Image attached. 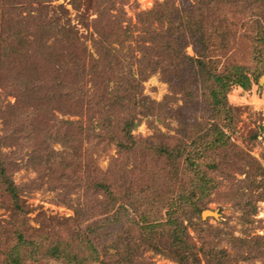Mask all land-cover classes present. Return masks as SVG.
<instances>
[{
    "label": "rangeland",
    "instance_id": "obj_1",
    "mask_svg": "<svg viewBox=\"0 0 264 264\" xmlns=\"http://www.w3.org/2000/svg\"><path fill=\"white\" fill-rule=\"evenodd\" d=\"M195 1L0 0V135L12 126L21 131L16 151L2 149L14 150L7 170L19 189L21 209L0 189V264H6L4 252L15 244L20 264H115V257L125 249L133 252L140 234L146 233L134 223L140 215L151 223L166 221V210L179 195L192 194L193 178L204 175L213 189L196 203L199 217L182 200L178 219L196 244L201 264L200 248L219 253L224 264H264V0H209L203 9ZM157 3L165 8L157 7L158 16L148 21L141 14ZM167 9L173 11V22L165 19ZM194 9L200 30L186 23ZM18 31L23 32L21 42L20 36L12 41ZM197 31L204 48L198 46ZM156 34L163 41L171 37L184 58L195 59L204 50L203 65L173 59L179 63H164L138 81L139 66L158 60V46L151 43ZM96 48L108 49L110 63L119 64L103 66L111 76L107 95L95 83L104 74L89 69ZM78 63L86 71L81 85L75 81ZM203 69L231 76V86L216 91L218 103H213ZM116 74L132 87L129 95L120 93L125 104L128 96L137 100L140 93L157 103L165 99L164 109L139 115L122 130L119 108L114 107L113 90L120 86L113 79ZM242 76L248 81L244 87L232 84ZM55 80L63 82L65 91L71 85L67 97ZM79 85L91 102L75 92ZM100 109L113 110L110 118L116 114L105 121L111 126L108 133L100 138L82 134V129L99 131ZM64 121L81 125L69 143L53 139L54 129L61 127L62 135ZM47 124L50 131L43 130ZM120 142L138 146L122 152ZM150 145L170 152L152 154ZM97 183L107 192L99 191ZM100 204L112 221L99 237L87 228L102 218L96 216ZM203 211L216 215L203 219ZM18 232L26 239L22 245ZM149 233L156 242L164 230ZM90 245L97 246L98 259ZM52 246L58 253L50 252ZM136 254L141 257L135 264H178L147 246Z\"/></svg>",
    "mask_w": 264,
    "mask_h": 264
},
{
    "label": "trees",
    "instance_id": "obj_2",
    "mask_svg": "<svg viewBox=\"0 0 264 264\" xmlns=\"http://www.w3.org/2000/svg\"><path fill=\"white\" fill-rule=\"evenodd\" d=\"M209 0H199L197 3V5H202V9L204 8L206 2H208ZM213 1V0H211ZM218 2H226V0H216ZM237 1V0H234ZM245 1V0H242ZM192 6V8H194V6ZM165 3H157V5H155L156 7H154L152 10L147 11V12H143L141 15L144 16V18L147 17V20L149 21V19L151 17L154 16H158V13L156 12L157 7H164ZM176 10V9H174ZM196 9H194V11H190L189 14H187V18H189V20L186 21V23L192 27H194L196 30H200L202 27L199 25V18L196 15ZM198 10V9H197ZM172 12L173 11H168L167 9V14L165 19L169 20L170 22L172 21ZM177 12V11H175ZM20 18L23 19V17ZM170 29H172L173 31L175 30L173 27H170ZM20 33V34H19ZM22 31H18L15 33L16 37L13 36L15 39H13L12 41H16L17 40V36H20V42L22 40ZM198 33V34H197ZM197 35H196V40L198 42V46L199 47H203V42L204 39L202 38V33H200V31H197ZM41 34H43V32H41ZM158 35V36H156ZM155 38L152 39L153 42L151 43H155L158 46L157 50H154L158 56V60L157 62H152L153 59H147L146 64L148 63V61L150 62V64H147L146 66H144L143 68H141L139 66L137 72H138V81H142L144 79H147L150 74H152L158 67L162 66L164 63H170L169 66L175 65L176 63H179L178 61H173V59H185V60H195L196 64L199 66L203 65L202 59L204 57H206V53L201 51L199 55H197L195 59H192L189 57L184 58L183 55H181L180 53V49L181 47H179L178 45L172 46L171 40L172 38L169 37L167 38L165 41H163V38L160 34H156ZM181 38V37H180ZM155 39V40H154ZM11 41V40H10ZM150 43V45L148 46V50L150 48H152V44ZM187 42L184 41L183 46H186ZM8 49V47L6 46L4 48V50ZM14 49V48H12ZM11 49V50H12ZM109 50L108 49H104V51L102 52H98L97 48L95 49V53H96V57L93 58L91 55V59H92V63L91 66H89L90 68V72H95L98 73L101 72L104 74V80L103 77L101 78V82L95 81L96 83V89H101L102 92H104L106 95L108 94L107 91H109L108 88V81H109V69H105L103 66H107V67H112V66H117L119 65L117 64H111L109 61V54H108ZM147 52H145L144 54H146ZM162 56V58H160ZM204 60V59H203ZM177 66V65H176ZM181 67V65H180ZM58 68V67H56ZM100 68L102 70L105 71H99ZM36 69L38 71V67L37 68H33ZM74 70V69H73ZM75 70L77 71V73H80V77L75 80V81H80V85L83 83L84 81V77L86 75V71H85V67L78 63L76 65ZM206 70L203 69L202 72H204V74H206V78L205 81H207L206 84H208L209 86H207V88L210 89V91L212 92L214 100L213 103H218V98H217V90L219 92H223L225 91L229 86H231V76L230 75H225L224 73L220 74V75H215L214 73H206ZM130 72V71H129ZM119 73V72H118ZM103 74H100L103 76ZM210 74V75H209ZM96 75V74H95ZM184 76H186L184 74ZM204 76V75H203ZM97 77V75H96ZM111 77V76H110ZM116 79L117 82L115 84L120 85L119 88L118 87H114L113 93L115 94L116 97V104H114V107H118L119 109H117L119 116H117L118 118V125H121L122 130H127L126 127H129L131 125H133V121H135L137 119V117L139 115H143L145 116H150L152 115L154 112L153 110H157V108L159 109V111L163 110V106L167 103V101L164 99L163 102H154L152 100H150L149 98L140 95V89L139 88V84H137V90L139 92V95H137V100L135 99V96H128L129 93H131L132 87L128 86V84L130 82H128V79L126 78L125 80L122 78H119V74H116L115 77H113V79ZM212 78V80H211ZM242 78V79H241ZM97 79V78H96ZM133 79V78H132ZM179 80H185V78L179 74L178 78ZM111 80V79H110ZM130 80V79H129ZM57 83L56 87L57 89L60 91L61 96L63 97H67L69 94V88L67 89V91H65V86L63 84L62 81H58L55 80ZM234 82L232 84L234 85H239V86H243L248 83V81L242 76L240 78H234L233 80ZM182 82V83H183ZM54 85V84H53ZM77 87L75 89V92H77L79 90V97H83L81 98V100L89 99L88 96H86V92L84 93V88L83 86ZM183 88H185L187 86V84H181ZM218 87V88H217ZM134 88V86H133ZM71 89L74 91V89L71 87ZM122 89V90H121ZM112 92V91H111ZM94 93H96V90L91 94L93 95ZM120 93H128L124 94L126 96H128V103L125 104L126 102L124 101V98L122 96V94ZM104 94V96H105ZM130 98V99H129ZM92 99L90 98L88 100V102H91ZM113 107V106H111ZM113 110H109L108 112L105 111L104 109H100V111H98L99 113V117H97V123H100V127H99V131L98 132H94L93 128H88L85 130H80L81 129V125L78 122L77 126L76 123L73 121H64L62 122V127H63V133L61 135V127L58 128V130L56 131L54 129V140L56 139L57 141H59L60 139L63 140L65 143H69L72 140V136L73 134H75V132H77L78 130H80V132L82 134H86V135H91L96 136V138H100L103 135L107 134L108 131L110 130L109 127H111L110 125H105V121H109L111 122L112 118H115V113L114 116L112 118H110V116L108 114H110V112ZM108 122V123H109ZM56 127V126H53ZM51 126H49L48 124L45 125L43 127V130H48L50 131ZM21 131H19L17 128H14L12 126V128L10 127L9 129H5L2 131V134L0 135V189L2 190V192L6 193L9 197L11 202H13L14 208L17 210H20L21 208H19V204H18V187L13 183L12 179H11V173L8 172L7 168L10 167L11 162H9L10 156L14 154V150L16 151L17 147H18V143L20 141V134ZM221 136H224V133H220ZM61 135V136H60ZM200 138V137H198ZM203 139V138H200ZM212 142V141H211ZM136 146H138L136 144V142H132V143H119V149L122 151L124 150L125 152H134L136 149ZM11 147H14L15 149L12 151L10 150L9 152H3L2 149L4 148H8L10 149ZM135 147V148H134ZM149 150H151L152 154H157L159 153H163V151L165 150L166 152H170V150L168 151L166 147H161V146H154V145H150ZM45 150H40L38 153L39 155L44 154ZM122 151V152H124ZM44 165V164H43ZM210 181L209 178H207L205 175L204 176H198L197 179L193 178L192 183L194 185L193 187V193L186 196V195H179L177 197L176 200H178V202L174 205L168 208L166 210V215L169 216V218L164 221V222H157L155 221V223H151V221H149L146 218L145 214H141L139 219L137 221H135L134 223L138 225V227H140L142 230H144L146 233L140 234L141 239H139V241L136 242V244L134 245V250L133 252L125 249L124 251H122V255H118L117 257H115V264H135V261L138 260L139 255L136 254V250H138L141 246H147L150 247L151 250L153 252H155L156 254H161L164 257H166L167 259H169L170 261L176 262L178 264H201V262L199 261V254H198V250L194 249L196 247V244H194L193 242H191L189 240V236H187L186 233V228L182 225L181 221H179V216L181 214V211L183 210V207L180 203H182V200H185L187 202L188 200V205H189V213L192 211L193 215L192 216H198L200 214V207L198 206V204H196L197 202H199L205 195L209 194V191L211 189H213V185H207V183ZM263 183V182H262ZM253 184V180L250 181V185ZM259 185H261V182L259 183ZM258 185V186H259ZM95 187L99 190V191H103V192H107V187L106 186H102L100 184H95ZM187 197V198H185ZM196 199V202H194V200ZM102 204L99 205V210L96 212V216H100L102 217L99 220H96L94 223L89 224L87 230L90 231V233H94L97 232L96 235H99V237L101 236L100 231L103 230L105 228V226L107 224L110 223V221H112L111 219H109V216H105L108 214V208L105 206H101ZM129 205H132L131 203H129ZM120 206L123 207V204L120 203ZM134 206V205H133ZM104 207V208H102ZM128 207V205H127ZM135 207V206H134ZM173 209V210H172ZM191 212V213H192ZM178 213V214H177ZM176 220L178 221V224H176ZM164 230V233H162V235L159 236V240H157L156 242L153 241V239L150 238V233L151 230H156L161 228ZM167 227V228H165ZM140 229V230H141ZM167 232V233H165ZM17 238L19 239V243L20 245L25 243L24 237L22 236V234L20 232H18V236ZM84 238H85V233H84ZM23 239V241H22ZM101 240V238H100ZM88 242H91L92 244H94L92 241L87 240ZM131 243V242H129ZM134 244V243H131ZM92 247V251L94 253V259H98L99 256V252L97 250V246L93 247V245H90ZM95 246V245H94ZM19 244H15L12 248H9L7 250H5L4 254H6L5 259H6V264H20L19 263ZM110 247H115L114 244H110ZM59 248L57 246H52L50 248V252L52 253H58ZM48 251V250H47ZM200 254L201 256L204 257L205 261L204 264H224V259L221 257V255L219 253H210V252H206L205 250H203L202 248H200ZM251 259V258H250ZM73 260V258H72ZM74 261V260H73ZM226 264V263H225Z\"/></svg>",
    "mask_w": 264,
    "mask_h": 264
},
{
    "label": "water",
    "instance_id": "obj_3",
    "mask_svg": "<svg viewBox=\"0 0 264 264\" xmlns=\"http://www.w3.org/2000/svg\"><path fill=\"white\" fill-rule=\"evenodd\" d=\"M208 215L215 216L216 214L213 213V212H210V211H203L202 214H201V216H202L203 219H205V217L208 216Z\"/></svg>",
    "mask_w": 264,
    "mask_h": 264
}]
</instances>
